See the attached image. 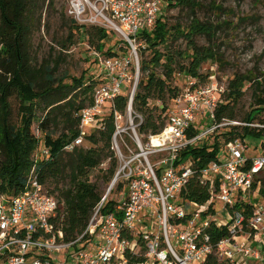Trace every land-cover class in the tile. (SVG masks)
<instances>
[{
	"label": "built area",
	"instance_id": "1",
	"mask_svg": "<svg viewBox=\"0 0 264 264\" xmlns=\"http://www.w3.org/2000/svg\"><path fill=\"white\" fill-rule=\"evenodd\" d=\"M161 3L162 0H71L69 14L80 26L101 24L112 30L135 51L138 35L151 31L161 17ZM95 58L104 73L102 82L93 89L92 105L78 113L79 134L64 150L81 146L86 135L102 129L106 116L112 113L115 131L111 149L120 165L94 207L86 230L71 243L64 242L63 233L53 223L59 207L57 199L39 183L34 169L18 195L3 192L0 183V264H132L127 254L136 255L140 239L146 247L145 264L149 259L153 264H202L213 253L205 229L211 221L216 222L215 216L203 219L202 214L215 200L228 217L216 224L230 223V237L219 242L217 251L230 261L237 256L260 260V251L264 250V202L248 201L246 206L252 212L247 219L238 207L250 191H255L252 187L264 172V155L247 157L244 145L237 139L227 144L225 155L201 172L200 181L208 187L210 201L200 206L184 203L179 197L194 170L191 162L176 166V161L182 151L212 133L207 130L190 135L201 112L214 120L216 87L196 89L195 82L190 81L187 89L174 98L163 130L155 135H140L138 128L143 118L133 110V90L127 94L129 102L124 113L111 109L113 100L130 88V59L102 57L98 53ZM135 70L137 78L138 67ZM135 85L136 80L133 89ZM41 156L47 159L49 150L44 148ZM121 185L125 195L114 199V212L103 213L110 195ZM149 217L154 218V223L147 226ZM184 219L185 223L180 222ZM155 222L165 240L155 233ZM245 222L248 232L242 233ZM240 234H245V240L238 243ZM84 237H88L87 244L76 250L74 245ZM255 243L257 248L253 247Z\"/></svg>",
	"mask_w": 264,
	"mask_h": 264
},
{
	"label": "trees",
	"instance_id": "2",
	"mask_svg": "<svg viewBox=\"0 0 264 264\" xmlns=\"http://www.w3.org/2000/svg\"><path fill=\"white\" fill-rule=\"evenodd\" d=\"M171 5L187 7L192 12L197 8L196 0H170ZM55 0H0V183L1 190L11 195L21 193L27 184L28 173L34 169L39 183L48 194L58 201V210L53 223L63 233L65 243L76 241L86 230L94 207L103 194L97 183L90 180V173L99 170L109 160V168L102 172L101 178L105 182L113 179L117 168V158L111 149L112 137L115 131L113 114L109 113L103 128L92 131L84 138L83 144L72 151H65L64 147L73 141L79 134L78 113L92 105V92L96 81L92 77L82 74L72 77L68 73H58L57 66L51 63H34L32 56V37L36 28L35 15L42 11L47 4L54 6ZM220 9V7H218ZM70 37L82 30L74 19L70 21ZM174 33L159 17L151 31H143L138 35L145 48L140 52V80L137 84L133 99V110L142 113L145 117L138 128L140 135H155L163 130L166 124V114L169 109L164 105L173 103L178 95L177 89L171 87V81L179 72L185 78L199 81L206 80L200 70L208 62H217L218 52L213 46H200L194 41L198 34L210 35L212 27L202 25L197 20L187 30L174 27ZM88 41L95 51L103 52L109 41V32L104 28L92 27L84 29ZM180 38L186 41V49H173L174 42ZM119 46L129 47L125 41L116 42L106 51L107 57L118 56L112 50ZM150 52V59L146 53ZM182 60L187 64H183ZM97 62V60H96ZM162 69V74L155 70ZM178 69V71H177ZM251 91L253 109L241 121L247 124L244 127L227 124L238 121L236 107L245 93V88ZM193 88H196V84ZM224 99H219L212 123L217 127L223 126L224 132L215 138L212 145L198 143L188 147L180 153L176 166L191 162L194 175L188 180L179 197L184 203L193 202L205 205L211 199L208 187L201 183L200 175L211 163L222 157L221 145H227L237 139L248 136L258 137L249 127L259 114H264V75L257 76L255 72L248 75L235 74L223 93ZM18 102V121H13L11 99ZM167 98V101H166ZM159 101L163 104L161 114L151 108L150 102ZM129 98L124 91L111 103V109L124 113ZM43 106V115L38 123V135L33 129L37 119V108ZM193 130L191 136L199 134ZM221 136L223 143H220ZM43 145L49 150L47 159L41 158L37 163H31V156L36 147ZM221 155V156H220ZM102 171V170H100ZM260 184L259 195L264 199V177L257 179L252 190ZM214 201L202 218L215 216ZM116 202L111 199L104 207L103 213L114 212ZM246 219L252 212L250 206L239 204ZM187 219H184L185 223ZM247 223L243 224V229ZM230 223L218 226L211 221L205 229L209 243L213 247L202 264H234L230 260L218 258L217 246L220 241L230 237ZM74 245L79 250L87 244L88 237ZM139 245L146 251L145 243L140 239ZM132 264H145V255L127 254Z\"/></svg>",
	"mask_w": 264,
	"mask_h": 264
},
{
	"label": "rangeland",
	"instance_id": "3",
	"mask_svg": "<svg viewBox=\"0 0 264 264\" xmlns=\"http://www.w3.org/2000/svg\"><path fill=\"white\" fill-rule=\"evenodd\" d=\"M71 0H55L53 7H48L46 4L42 11H38L35 15L36 28L32 37V56L34 63L41 64L43 62L51 63L52 67L57 66L58 73H68L72 77H80L85 74L86 77H92L96 81V85L102 82L104 76L98 62H96L95 48L88 41V37L85 34L84 29H90L92 27L108 28L101 24L85 25L82 26V30L70 37V21L73 19L69 14V3ZM170 0H162L161 3V17L162 21L168 25L171 32L173 29L179 26L181 30H187L192 25L194 20H197L200 24L210 26L213 32L210 35L198 34L194 36V41L200 46H213L218 52L217 62H208L200 70V74L203 77L208 76L206 80L203 79L195 81L185 78L181 73H175V77L171 81V87L176 88L178 94L183 93L189 86V82L193 81L196 84V89H200L206 86H215L217 89L216 96L219 99H224L223 93L228 87V83L233 79L235 74L248 75L250 72H255L257 76L264 75V0H196L198 3L197 8L192 12L187 7H181L178 5H171ZM220 7V9H218ZM109 41L106 43L103 52L98 53L102 57H107L106 51L115 45L116 42L123 41L112 30L109 32ZM186 41L180 38L174 42L173 49L176 51H184L186 49ZM123 50H120L119 46H116L112 51L118 56L129 58L131 61V84L130 88L124 89L126 94H129L133 90V83L136 80L138 84L140 80V52L139 48H145V44L141 39L135 44V51L131 47L122 46ZM147 59H150V52L146 53ZM183 64H187L182 60ZM138 67V74L136 78V68ZM158 74H162V69L157 68L155 70ZM178 71V69H177ZM126 88V86H124ZM245 93L238 101L236 112L238 115V121L229 122L227 124L233 126L244 127L247 124L241 121L248 115L253 109V97L248 86L245 88ZM167 101V98H166ZM13 121H18V102L15 98L11 99ZM167 109L172 107L169 101L164 104ZM151 108L155 109L157 114H161L163 104L159 101L152 100L150 102ZM43 106L37 108V119L33 124V129L38 135L37 126L40 122V118L43 115ZM143 121L145 119L142 113H139ZM204 113H200L197 117L193 130H199L205 132L210 130V133L200 143L212 145L215 138L223 133L225 129L223 126L217 130L216 126L212 123ZM249 127L255 130L256 133H262V136L252 137L248 136L244 140L238 139L245 147V155L247 157L264 155V114H259L254 123ZM130 133V132H129ZM221 136V142L223 143ZM128 142H130L127 136ZM199 143V144H200ZM132 144V142H131ZM84 147H89L84 143ZM222 156L226 153L227 145H221ZM43 145L36 147L34 153L31 156V163H37L42 156ZM221 156V155H220ZM117 158V157H116ZM120 165V161L117 159V168ZM109 168V160H107L99 170L92 171L90 173V180L93 183H97L99 191L104 194L110 185V182H105L101 177L102 172ZM102 170V171H100ZM32 169L29 171L30 175ZM264 172L257 178H263ZM260 184H257V190L250 191L248 197L243 205H248L251 202H258L261 200L259 195ZM126 189L123 185L119 186L116 191L110 195L111 199L118 200L122 194L125 195ZM249 201V202H248ZM262 201V200H261ZM213 207L215 209L216 223H222L227 220V214L222 209V205L218 201H214ZM147 219V218H146ZM145 219V220H146ZM141 219L140 221H142ZM154 218L149 217L145 222L148 226L151 222L154 223ZM144 221V220H143ZM155 233H158L162 240H165L162 230L154 225ZM245 233V230L242 232ZM245 235V234H240ZM138 239V238H137ZM164 248V245L162 246ZM255 247V245L253 246ZM166 248V246H165ZM218 258L226 260V255H221L220 251H217ZM144 249L140 246L136 248V255H144ZM234 264H264V259L254 260L243 258L240 256L235 257L230 261ZM149 264H153V261L149 259Z\"/></svg>",
	"mask_w": 264,
	"mask_h": 264
},
{
	"label": "crops",
	"instance_id": "4",
	"mask_svg": "<svg viewBox=\"0 0 264 264\" xmlns=\"http://www.w3.org/2000/svg\"><path fill=\"white\" fill-rule=\"evenodd\" d=\"M261 200H262V201H261ZM261 200H260V202L263 203V202H264V199L261 198ZM244 240H245V235H244V236H243V235H240V236H238V237L236 238V241H237L238 243H241V242H243ZM254 245H255L256 248H257V244L255 243ZM260 253H261V255H262V258H264V255H263V254H264V250H261Z\"/></svg>",
	"mask_w": 264,
	"mask_h": 264
},
{
	"label": "water",
	"instance_id": "5",
	"mask_svg": "<svg viewBox=\"0 0 264 264\" xmlns=\"http://www.w3.org/2000/svg\"><path fill=\"white\" fill-rule=\"evenodd\" d=\"M136 87H137V83H136V85H135V87H134V89H133V93L135 92ZM130 104H132V101L130 102Z\"/></svg>",
	"mask_w": 264,
	"mask_h": 264
}]
</instances>
